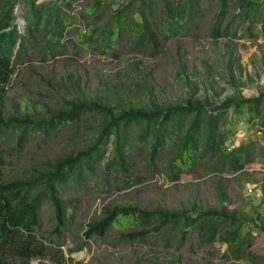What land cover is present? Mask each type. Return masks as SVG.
<instances>
[{
    "label": "rangeland",
    "instance_id": "rangeland-1",
    "mask_svg": "<svg viewBox=\"0 0 264 264\" xmlns=\"http://www.w3.org/2000/svg\"><path fill=\"white\" fill-rule=\"evenodd\" d=\"M109 1H115L117 8L132 0ZM202 2L204 10H209L206 21L192 36L169 40L163 53L156 58L148 52L137 53L133 44L127 43L116 54L84 48L75 36L78 33L76 26L68 33L69 52L65 57L40 64L36 58L39 51H30L28 64L17 68L9 84L6 116L49 117L66 108L64 99L108 102L120 112L123 108L185 105L190 99L194 104L209 102L214 106L232 96L235 87L244 95L257 90L264 92L261 24L249 21L242 24V19L238 18L233 25L235 32L241 24L236 37L212 40L208 37L206 22L213 16L217 3L214 0ZM87 3L88 0H78L75 13L80 14ZM211 7L214 8L210 10ZM228 9L227 21H231L239 9L238 0H230ZM14 14L16 22L25 18L23 2L16 6ZM248 27H252L251 31L246 30ZM137 62H140L139 70L134 65ZM69 76L77 79L79 89L70 84ZM149 90L152 91L150 95ZM245 120L232 114L231 110L223 114L219 124L221 132H231L227 133L226 143L230 147L227 152L233 151L230 140L237 144L256 142L258 149L264 145L261 119L254 123ZM81 124L79 137L75 135L76 127L66 126L48 136L36 135L20 149L12 134L16 132L5 133L1 142L6 178L26 177L33 167L76 152L85 146L81 135L96 133L103 118L88 115ZM137 129L126 130L132 151L126 154L123 166L118 159L111 167L107 166L113 157L114 142L108 145V153L93 164L92 169L84 168L81 179L73 175L61 186L62 199L73 201L67 228L61 234L62 246L55 244L54 209L50 203L42 205L35 236L44 243L46 254L27 264H264V233L254 228V221L264 224V159L255 158L245 166L244 173L220 174L215 172V158L211 154L201 156L197 153L187 164L181 160L174 162L176 149L170 142L153 160L147 147L138 144L140 130ZM217 180L223 181L220 187ZM222 192L226 194L223 201L220 199ZM114 202L124 206L133 204L148 211H185L192 217L206 210L222 213V207H225L227 218L220 221L214 217L221 223L215 242L206 241L208 234L202 236L210 232L203 229V221L183 230L184 218L174 228L171 224L165 225L159 232L134 241L124 239L122 234L143 227L139 222L131 225L124 220L123 225L112 227L106 237L86 239V225L100 217L104 207ZM259 213L260 218L257 217ZM234 216L244 224L240 238L235 241L238 249L228 250L224 238L240 225L233 224ZM159 225L160 220L151 221L148 228L152 230ZM70 249L82 250L70 253ZM0 252L11 255L9 249ZM9 261L7 264H23L18 259Z\"/></svg>",
    "mask_w": 264,
    "mask_h": 264
},
{
    "label": "trees",
    "instance_id": "trees-1",
    "mask_svg": "<svg viewBox=\"0 0 264 264\" xmlns=\"http://www.w3.org/2000/svg\"><path fill=\"white\" fill-rule=\"evenodd\" d=\"M202 1L132 0L115 8V1L88 0L82 12L76 14L75 5L78 0H0V251L9 249L11 252L9 256L0 252V264L17 259L27 264L45 256V245L37 240L35 232L39 226L41 207L46 203H50L54 209V233L57 235L55 244L62 246L61 234L67 228L69 208L73 201L66 202L62 199L61 186L73 175L78 180L81 179L84 168L92 169L93 164L101 161L108 153V145L114 142L113 157L107 166L111 167L116 159L123 166L126 154L132 151L127 143L130 136L126 135L127 129L136 127L140 130L138 144L147 147L153 160L170 142L174 143L176 149L174 162L181 160L187 164L197 153L201 156L211 154L215 158V172L220 174L244 173L245 166L255 158L260 156L264 159V145L258 149L256 142L237 144L230 140L231 143H228L235 144V148L227 152V133L231 132H221L219 126L223 114L229 110L249 123L261 119L260 132L264 143V92L260 90L244 95L243 91L235 87L232 96L214 106L209 102L194 104L190 99L185 105L123 108L116 112V108L111 107L108 102L77 98L69 101L64 99L66 108L49 117L30 114L23 117L6 116L9 84L17 68L28 64L30 51H39L36 58L40 64L65 57L69 52L68 33L76 26L78 33L73 34L84 48L92 47L105 54L111 51L116 54L127 43L133 44L137 53L148 52L151 57L156 58L163 53L169 40L192 36L194 30L206 21L209 10H204ZM214 1L217 6L210 10L214 8L215 12L210 21L206 22L208 37L212 40L236 37L241 24L235 32L233 25L238 18L242 19V24L248 21L252 24L260 23L264 33V0H238L239 9L231 21H227L230 0ZM20 2L25 4L27 24L24 34L21 33L14 14ZM251 29L252 27L246 28L247 31ZM134 65L139 70L140 62ZM182 71L185 72L184 67ZM69 82L75 89H79V83L73 76H69ZM88 115L103 118V124L96 133L86 132L81 135L84 147L66 157L33 167L26 177L6 178L1 142L5 133L11 130L16 132L12 134L19 149L36 135L48 136L66 126L76 127L75 135L79 137L78 133L83 128L81 121ZM175 179L178 180L179 177L175 176ZM216 184L220 187L223 181L217 180ZM225 198L226 194L222 192L221 201ZM226 215L225 207H222V213L206 210L192 217L185 211H148L133 204L124 206L114 202L104 207L100 217L92 219L86 225L85 238H104L116 224L123 225L124 220L131 225L139 222L143 227L139 231L122 234L124 239L134 241L159 232L165 225L171 224L174 228L184 218L186 223L183 230L203 221V229L210 232L202 236L208 234L206 241L215 242L221 223L214 217L225 221ZM260 216V213L257 214L258 218ZM158 220L159 226L152 230L148 228L151 221ZM232 221L233 224L240 225L224 238L228 250L236 247L235 241L240 238L244 224L236 216ZM254 226L264 233V224L254 221ZM79 250L82 249H70V253Z\"/></svg>",
    "mask_w": 264,
    "mask_h": 264
},
{
    "label": "water",
    "instance_id": "water-1",
    "mask_svg": "<svg viewBox=\"0 0 264 264\" xmlns=\"http://www.w3.org/2000/svg\"><path fill=\"white\" fill-rule=\"evenodd\" d=\"M17 24H18V26H19V28H20V30H21V33H25V27H26V24H27V22H26V19L25 18H23V19H18V21H17Z\"/></svg>",
    "mask_w": 264,
    "mask_h": 264
},
{
    "label": "built area",
    "instance_id": "built-area-1",
    "mask_svg": "<svg viewBox=\"0 0 264 264\" xmlns=\"http://www.w3.org/2000/svg\"><path fill=\"white\" fill-rule=\"evenodd\" d=\"M229 148H230V147H229ZM231 148L234 149V148H235V144H234V145L232 144V145H231ZM249 191L252 192L251 189H249Z\"/></svg>",
    "mask_w": 264,
    "mask_h": 264
}]
</instances>
